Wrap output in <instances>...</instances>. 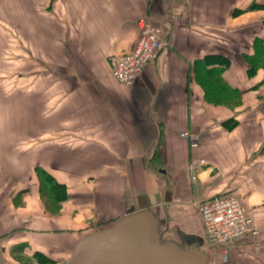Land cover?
Instances as JSON below:
<instances>
[{"label":"crops","instance_id":"1","mask_svg":"<svg viewBox=\"0 0 264 264\" xmlns=\"http://www.w3.org/2000/svg\"><path fill=\"white\" fill-rule=\"evenodd\" d=\"M253 3L264 0H0V264H20L16 251L84 261L102 231L104 264H264V69L250 76L247 62L264 8ZM143 18L167 45L125 86L111 58L135 48ZM211 55L229 59L223 77L240 95L207 96L196 76ZM48 175L66 188L50 209ZM222 195L260 230L226 256L199 211Z\"/></svg>","mask_w":264,"mask_h":264},{"label":"built area","instance_id":"2","mask_svg":"<svg viewBox=\"0 0 264 264\" xmlns=\"http://www.w3.org/2000/svg\"><path fill=\"white\" fill-rule=\"evenodd\" d=\"M139 26L140 36L135 48L127 54L111 58L112 76L125 86H133L146 66L155 62L167 45L163 28L149 18L140 20ZM180 135L191 148H199L201 140L198 134L183 131ZM204 163L200 160V164ZM199 211L206 236L220 247L224 256L242 238L255 237L260 233L253 216L235 195L216 196L200 202Z\"/></svg>","mask_w":264,"mask_h":264},{"label":"trees","instance_id":"3","mask_svg":"<svg viewBox=\"0 0 264 264\" xmlns=\"http://www.w3.org/2000/svg\"><path fill=\"white\" fill-rule=\"evenodd\" d=\"M261 8H264V5L253 3L251 6H249L248 10ZM242 12L243 11H237L234 14ZM254 48V54L247 58V62L249 64L248 74L250 76L255 75L260 69H264V39H256ZM229 65L230 61L224 55L208 56L201 63V73L197 74L196 78L197 81L204 87L207 96L211 97L213 102L215 101L216 103H221L222 100L218 98V95L224 96L225 93L240 95V91L232 89L224 80L223 71ZM41 197L45 203V206L50 209L53 207L52 205L55 202L57 203V201L65 199L66 188L64 185L57 183L51 176L48 175L43 179ZM36 257L41 262L46 261L42 259L40 255H37Z\"/></svg>","mask_w":264,"mask_h":264},{"label":"rangeland","instance_id":"4","mask_svg":"<svg viewBox=\"0 0 264 264\" xmlns=\"http://www.w3.org/2000/svg\"><path fill=\"white\" fill-rule=\"evenodd\" d=\"M118 234H119V231L114 230L112 235H118ZM104 235L105 233L103 231L100 233L94 232L92 235H90V237L101 238V240L97 242L96 244H94V242L98 240H95V241L91 240V242H89L83 248L84 252L86 253L88 252L84 257L85 259L84 261H80V260L79 261L76 260L74 262L70 261V262H67V264H104L103 255H104V252L107 251L106 249L107 246L103 244ZM15 257L17 258L20 264H34L35 262L40 261L36 256L29 257L28 255L22 252H15ZM86 259H89V260H86Z\"/></svg>","mask_w":264,"mask_h":264},{"label":"water","instance_id":"5","mask_svg":"<svg viewBox=\"0 0 264 264\" xmlns=\"http://www.w3.org/2000/svg\"><path fill=\"white\" fill-rule=\"evenodd\" d=\"M3 251V250H2ZM1 254H2V252H0V258H1Z\"/></svg>","mask_w":264,"mask_h":264}]
</instances>
